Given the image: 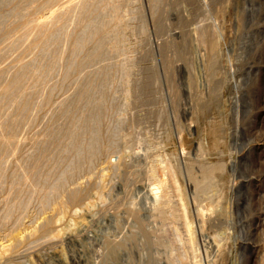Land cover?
<instances>
[{
    "label": "rangeland",
    "instance_id": "rangeland-1",
    "mask_svg": "<svg viewBox=\"0 0 264 264\" xmlns=\"http://www.w3.org/2000/svg\"><path fill=\"white\" fill-rule=\"evenodd\" d=\"M12 1L0 0V53L14 23L12 8L30 10L43 0ZM111 2L116 13L76 21L75 33L95 17L112 18L106 36L122 55L109 49L103 68L96 62L89 74L78 67L66 78L63 60L49 105L37 109L30 130L16 133L10 158V149L0 150V163L10 159L0 174V264H77L81 252L84 264H264V0ZM15 55L24 58L14 50L0 56V69ZM80 95L85 100L76 118L98 115L83 123L82 144L95 135L99 143L94 155L84 151L77 162L62 156L68 140L39 147L35 140L62 99L69 107ZM87 101L101 107H86ZM57 120L53 131L64 136L70 124ZM33 157H41L42 172L35 192L28 182L14 181L32 169V162L22 164ZM71 162L74 171L59 195L42 205L56 174ZM207 177L203 190L195 188ZM160 180L161 211L150 193ZM74 189L77 200H71ZM25 194L31 201L17 221V201ZM46 219L52 225L41 229ZM122 237L130 239V254L121 251L116 263H102L101 243Z\"/></svg>",
    "mask_w": 264,
    "mask_h": 264
},
{
    "label": "bare ground",
    "instance_id": "bare-ground-1",
    "mask_svg": "<svg viewBox=\"0 0 264 264\" xmlns=\"http://www.w3.org/2000/svg\"><path fill=\"white\" fill-rule=\"evenodd\" d=\"M11 1L12 0H10V2ZM37 1H39V0H37ZM95 1H96V7L94 8L93 5H94ZM21 2H23V0ZM33 2H34V0H33ZM113 3L115 4V2H113ZM113 3L111 2V0H43L39 5H37L34 8L32 7L33 9H30V10H29V8L25 9L24 7H21L19 5H16L12 8L9 15H11L10 16L11 18L12 17L14 18V23H13V25H11L10 27L7 28V38H6V41L4 43L2 53H0V56H3V54L6 53L7 51L9 52V51L14 50V52L17 51L18 53L20 52L21 54H23L24 58L19 57L20 54L18 57L15 55L16 58H18V59L17 60L13 59L12 62H14V63H12V65L10 64L11 66H9V67L7 66L8 68L4 67V68L0 69V84L3 85V88L0 90V105H1L2 101H4V103H6V106H4V107H2V105L0 106V141L4 137L3 138L4 141L2 140L3 142H0V150L5 149V151H6V149L7 150L10 149V151H11L15 145V144L13 145V143H14L13 138L16 135V133L19 132L20 130H22V131L30 130L29 128L32 127V125L36 119L37 114L35 115V113H36L37 109H39L40 107H43L45 105L46 106L49 105L50 100H51V95H52L53 91L55 90L54 88L56 87L55 86L56 82L54 79V73H55L56 69L59 68L60 64L62 65L61 62H63V60L68 61V63L66 64L67 68L62 73L64 75V77L66 78L70 72H73V70L75 68H78V67L80 69V73H82L81 75L89 74V72H91L92 70L95 69L94 64H96V62H101L102 68H103V66H105V64L107 63V57H108L107 55H105V53H107L106 51H109V49L112 50L113 52L116 51V54H118V55H122L123 50H121L118 47V43H114L115 39L110 40L108 38L109 36H106V32H107L106 29H107V26H109L110 23L113 22V20H111L112 18L108 19V20L102 19L101 21H96V17L99 16L98 15L99 11L101 13V11L104 12V11L108 10V12L112 11V12L116 13V7L117 6L115 7ZM35 5H36V3H35ZM9 15H7V16L9 17ZM93 15H96V17L95 18L93 17L94 19H92V21H86L87 24H85L84 29H81L79 31L80 33L77 32V34H76L75 33L76 21H78L79 24L80 23L82 24V22H84L87 18L88 19L91 18ZM81 20H82V22H79ZM118 25L120 27H122V22L120 21V19H119ZM124 26H125V21H124ZM111 36H113V35H111ZM114 36H115V34H114ZM122 36L124 37V35H122ZM90 43H93L94 47L92 48L91 51L86 53L85 48ZM213 45H214V42H213ZM120 47H121V45H120ZM29 53H30V56H32V57L30 59L25 58L26 54L29 58V55H28ZM8 55L11 56L10 54H8ZM0 58H3V57H0ZM12 58H11V60H12ZM3 59H5V58H3ZM24 59H26L28 61H26ZM46 59L48 61H50V64L48 65L49 66L48 69L45 71L44 66L46 63L45 62ZM9 60L10 59H8V61ZM47 63H49V62H47ZM97 66H98V64H97ZM63 67H64V65H63ZM98 67H97V69H99ZM8 69H10V70H8ZM60 69H62V67ZM126 70H127V68H126ZM100 76H102V75H100ZM73 90L71 88L70 93ZM73 92L71 93L72 95L74 94ZM66 94H68V92ZM71 94H69L68 96H65L66 99H70L69 96L71 97ZM74 96H72V97H74ZM85 97H86V99L91 98L89 93H87V92L85 94ZM66 99H62L59 106H57V107L55 106L56 107V108H54L55 110L53 109V112L52 111L50 112V114H52V113L53 114L56 113V114H54V116H52L53 115L52 114L51 115L52 117H50V118H49V116L47 117V119L48 118L49 119H48L46 124L44 123L46 126V129H44V131H43L44 133H42L43 135L40 136L39 138H36L35 141H37V145L39 147V145H41L42 143H46L47 141H52L53 143L55 141L54 144H56V141H58L59 143L61 142L60 145L62 146V143H63L62 141L68 140L69 141L68 142L69 144L67 146L68 148H66V150H65V147H64L65 151H64V154L62 156L68 157V155L71 154L72 158L78 162L79 159L84 154V151H86L90 155H94L97 151V148H98L97 143H99V141H98V137L96 135L91 137L90 141H88L87 144H85V145L82 144V143H84V139H83L84 137L82 138L80 135L83 132H85V130L87 129V127L83 126V123L90 125L91 122H95L97 111L94 112L93 114H91V113L88 114L86 117L76 118L75 112H76L78 104H80L81 100H85L84 96L80 95V99H79V97H78V100L76 98L77 103H75L73 101V103H75V104L73 106H69V107H67L68 101H66ZM99 103H100V101H99ZM99 103H97V102L96 103H90V101H87L85 106L88 107L89 105H92V108L97 110L99 107H101L100 106L101 103L100 104ZM47 115H49V113ZM57 119H62V120L66 119L67 121H65V120H63V121L69 122L68 125L70 124L69 125L70 128L66 129V131L64 130V136L59 135V137H58V135L55 134L56 132L53 131V128L56 126L57 121L59 122V120H57ZM45 122H46V119H45ZM65 122H63V123H65ZM96 122H97V120H96ZM95 125H97V123ZM92 131H94V130H92ZM96 131L98 132V130H95V132ZM6 136H8L7 139H5ZM58 142H57V144H59ZM14 151L16 152L17 150H14ZM12 155H13V152L11 151V152H9V154L7 156L10 158ZM14 155H15V153H14ZM32 156H35V155H32ZM35 157H33L31 159L27 158L26 161L23 160L24 163L22 164V166L25 167V165H26L25 162H27V161H28V163L32 162V164H33L32 169H29V168L23 169L22 168L23 173L20 174L19 177H18V175H16L17 179L14 180L15 183H18L20 185L28 182L30 188H33L34 192L40 183L39 181L42 178V172H41V170H40L41 168L39 166V165H41L40 164V162H41L40 158L41 157L39 158L40 160L38 158L34 159ZM5 158L2 160L3 162L1 161V163H0V174H2V171L6 167H8L7 165L10 162L9 158L7 160H5ZM69 158L70 157H68V159ZM59 159H60V156H59ZM66 159L67 158H65V161H66ZM20 164H21V162H20ZM72 164H73V162H71V165ZM71 165L68 168L66 167L67 169L60 171L59 174H56L57 176H56L55 180L50 185L48 192L44 195L45 197L43 199L42 205H47L48 203H50V200L53 199V197L59 195V192H61L60 190L64 186L66 178L68 177V175H71V173L74 171L75 167L73 165L72 166ZM18 166L20 168L21 165L18 164ZM206 171H207V173L209 172L208 169ZM206 171H204V173H206ZM21 172L22 171H20L19 173H21ZM48 179L49 178H47L43 182V184L49 183ZM209 179H210V177H207V178H205V181L202 184H200L201 182L199 184L197 183L198 185L195 188H198L199 190H203L206 187ZM162 186H164L163 181L160 180L158 187L150 190V193H151V196H152V199L154 202V206H158L157 210L160 209V211L163 210V207L162 206L160 207L158 205L160 202V197H161L160 196V193H161L160 190H161ZM78 192H79V190H78ZM71 194H72L71 200H77L79 197H81L80 195L78 197L79 193L77 194L76 190L73 193L71 192ZM26 195L27 194H25V196ZM27 196L22 197L23 198L22 200L17 201V208L20 210V214H19L20 216H19V218H17V221H19L22 218V216L24 215V213L26 211V208L28 207V205L31 201V198L27 197ZM160 204H162V203H160ZM11 211H12V207L8 208V210L5 214L6 217H9L11 215ZM164 213H165V211H164ZM51 221L52 220H50V219L44 220V222H42L43 225L41 224L42 225L41 229H43V228L46 229L51 224ZM82 223H84V222H82ZM83 225L86 226V224H83ZM186 225H188V224H186ZM82 229H83V227H82ZM46 232H48V230ZM43 236H45V235H43ZM46 237H47V235H46ZM108 237H110V236H108ZM111 237H114V236H111ZM46 239L48 240V237ZM113 239L114 238L110 239V241H109V239L107 238L103 244L101 243V245H102L101 248H103V252H101L102 254H101L99 260H101L102 263H106V262H113V263L115 262L116 263V261L119 258L118 257L119 253L121 251H126L127 254L128 253L130 254V251H129L130 248L128 249V245L130 243H133L131 245H134L136 242L135 237L132 238L130 243H128V244H127V242L130 240L129 238L123 239V237H122V239H123V241L121 240L122 242L120 240H119V242L115 241L116 239H119V238L115 237L114 241H113ZM37 244H39V243H37ZM5 247L3 246V248H5ZM32 248H34V247L32 246ZM130 256L131 255L127 256L128 260L131 259ZM84 257L85 256H83L82 252H81V254H78V256L75 258L77 264H84V262H85ZM148 264H150V263H148Z\"/></svg>",
    "mask_w": 264,
    "mask_h": 264
}]
</instances>
